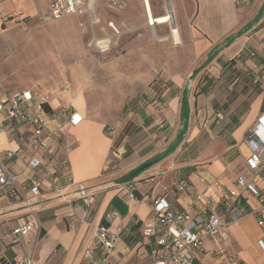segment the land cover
<instances>
[{
  "label": "crops",
  "instance_id": "1",
  "mask_svg": "<svg viewBox=\"0 0 264 264\" xmlns=\"http://www.w3.org/2000/svg\"><path fill=\"white\" fill-rule=\"evenodd\" d=\"M6 1L8 0H0V89L10 92L24 89L44 90L41 92L47 95V105L50 109H58L67 104L72 111L80 115L81 120L78 124L70 126L58 138L59 145L56 146L58 163L55 159L51 161L57 174L43 180L42 192L39 195L33 192L31 183L33 177H39L34 175L27 165L28 159L33 155L31 146L25 143L24 138L16 137L11 131L0 133V163L16 176V185L20 191L19 194L9 195L0 191V264H20L16 262L19 258H31L32 264H83L86 250L94 246L95 228L102 222L104 214L110 210L118 213L109 224L110 229L117 234L118 240L112 252L105 260H100L99 264H137L138 250L142 254L141 257H144L145 252L151 264V248L145 242L142 229L151 216L152 199L161 193L162 184L172 185L189 178L198 190H204L205 186L199 181L200 177L215 178L229 185L238 174L248 173L245 159L250 155V149L246 145L245 137L258 115L264 112V91L257 99L258 103L256 100L242 118L240 117L239 124L231 129L229 143L221 146V150L218 146L201 147L198 155L184 164L180 162V154L189 146L179 145L183 141L187 143L192 141L201 129L204 131L208 129L207 115H210L214 98H220L218 91L214 90L210 93H197L201 76L197 73L192 77L194 70L202 67L200 71L209 72L212 77H219L222 63L235 59L236 67L249 69L257 75L261 71L264 72V12L259 15L264 7V0H174L175 4L171 2L172 21L155 25L149 23L146 12L147 23L154 27L152 36L148 30L146 32V37L150 36L151 45H154L152 37H156L161 41L167 43L173 41L176 45L181 44L188 48L193 56L189 69L192 73L187 74L189 72L187 69L172 71L164 67L161 79L166 89L162 106H166L165 119L176 126L174 142L168 140L167 146H157L156 149L153 146H146L147 144L140 146L137 143L128 147L122 144L125 153L129 150L130 155L136 159L134 164L136 168L172 147L169 145L179 140L180 142L169 155L126 184L116 183L118 178H115L113 164L118 158L112 151L116 136L122 132L126 121L130 120L143 129L155 125V121L150 125L146 123L150 118H154V112L150 105L144 104L142 97L144 93L147 96L155 93L150 87L154 68L148 71L145 64L150 59L148 52L150 43L146 48L144 46L145 51L130 47V51L125 53L124 61L128 59L125 72L122 63L117 59L108 62H95L91 59L90 63L84 64L82 68L79 67L80 64L72 61L66 75L70 88L67 91L59 89L60 78L51 74V68L58 60V57L55 59L53 56L61 53L63 57L67 54L69 61L75 59V40L71 37L76 33L70 31L75 28V21L80 20L84 24L81 18H85L89 25L100 21L96 17V0H91L89 13L54 20H62L58 24L63 28L70 26V30L64 29L59 34L60 38L63 36L66 38L64 46H53L55 50L52 48L50 53L42 54L46 61H49L44 68L47 75L43 81L11 88L8 83L10 73H6L4 66L11 56L5 53L2 43L8 42L4 32H7L11 23L15 21L11 18L15 13L3 5ZM48 2L49 0L41 11L34 8L18 14L25 17L41 15L42 18L48 10ZM111 21L120 30L119 34L114 33L108 25ZM166 24L170 25L171 31L160 37L155 29L157 26L166 29ZM104 28L111 33L107 32L96 41L104 40L108 47L103 53L93 45L95 49L94 52H90V56L95 54L107 56L113 50L116 38L125 32L122 24L114 20H107ZM238 32L242 34L228 47L222 48L208 63L209 53L230 35ZM33 37L34 35L30 39ZM50 37L51 41L60 39L54 34H50ZM56 43L59 44L58 40ZM167 43L164 44L167 46ZM28 47L32 49L26 50L28 58L23 61L33 62L37 57L29 58V53H33L34 47ZM140 51L145 57L140 58ZM59 59L62 61V57ZM80 70L82 74L79 73ZM131 70L135 73L131 74ZM127 95L130 96L128 100L134 99V102L130 105L127 100L130 111L122 118L120 114ZM184 96L188 100L187 111L182 107ZM113 104L118 105L116 106L118 115L112 112L115 107ZM135 105L139 108L132 109ZM187 132L188 138L185 140L183 136ZM20 141L23 146L20 145ZM8 152H12V156L8 157ZM62 159H66V163L59 162ZM56 178H59L57 182ZM69 180L83 184L92 194L90 206L77 199L76 186H66ZM54 183L64 186L61 193L55 191ZM126 190H132L135 198H129ZM173 201L180 207L185 205L175 198ZM32 219L34 225L30 236L19 243H12L10 234L13 229ZM138 222L141 223L139 229L134 227ZM39 231V239L34 241ZM138 232L141 235L137 242L128 241L123 235H135ZM261 239H264V227L258 225L254 215L246 214L229 225L225 240L206 237L203 246L197 251V264H219L222 252L244 264H264V249L259 243Z\"/></svg>",
  "mask_w": 264,
  "mask_h": 264
},
{
  "label": "built area",
  "instance_id": "2",
  "mask_svg": "<svg viewBox=\"0 0 264 264\" xmlns=\"http://www.w3.org/2000/svg\"><path fill=\"white\" fill-rule=\"evenodd\" d=\"M91 0H49L48 10L42 20L51 22L69 15L80 16L89 13ZM95 1V0H93ZM110 7H122L119 0H111ZM17 15L11 18L16 20ZM24 18H22L23 20ZM108 25L114 33L120 30L114 22ZM90 44L105 52L108 45L104 40H95ZM264 83V72L259 73ZM48 98L39 90L24 89L6 91L0 89V133L11 131L16 137L24 138L31 146L33 155L27 165L34 175L32 190L37 195L42 192V182L49 176L57 174L51 165L55 159L59 145V137L72 125L80 122L81 117L70 106L59 110L47 109ZM217 127L226 125L227 116L221 111L216 113ZM112 131V130H111ZM245 142L250 149V155L245 159L246 174H238L227 185L220 180L200 177L205 186L198 190L189 179H182L175 184H162V191L152 199L151 216L144 223L142 234L146 244L151 248V264H197V251L203 246L206 237H217L225 240L229 225L246 214L256 217L260 227H264V112L258 115L253 126L247 132ZM20 145L23 146L20 141ZM113 155L120 158L125 153L123 145L113 147ZM8 152L7 156H12ZM66 163V159L59 160ZM58 163V162H57ZM59 178H56V182ZM55 191L61 193L64 186L54 183ZM76 186L77 199L86 206L91 204V196L83 184L69 180L66 186ZM0 191L5 194H19L16 176L11 174L0 163ZM129 198H135L132 190H126ZM184 203L175 205L173 199ZM118 216L110 210L104 214L103 222L96 226L94 238L96 244L89 247L85 253L86 264H99L100 260L112 252L118 236L110 229L109 224ZM34 221L28 220L24 225L14 228L10 234L12 243H19L31 234ZM40 231L34 238L37 241ZM264 249V239L259 241ZM101 254L98 253L99 249ZM219 264H244L235 257L221 253ZM17 263L32 264L31 258H19Z\"/></svg>",
  "mask_w": 264,
  "mask_h": 264
},
{
  "label": "rangeland",
  "instance_id": "3",
  "mask_svg": "<svg viewBox=\"0 0 264 264\" xmlns=\"http://www.w3.org/2000/svg\"><path fill=\"white\" fill-rule=\"evenodd\" d=\"M150 1L154 15H161L168 11L169 7L165 5L166 0ZM170 1L175 4L174 0ZM110 2L111 0H96V17L100 19L99 23L89 25L88 22H85V18H81V21H84V24H82L80 20H76L75 28L72 30L69 29L70 26L64 28L61 27L58 23L62 20L46 23L42 20L41 15L25 17L22 14H18L21 12L26 13L34 8L41 11L46 7L47 0H8L4 2L3 5L12 9L11 11H13V14L15 13L14 15H17V19L11 23V27L7 29V32H4V37L8 39V42L6 41L2 43L5 53L10 54L9 56H11V58H8V61L4 65L5 70L7 71L6 73H10L8 77V83L11 85L10 87H24L34 81H43L47 75V71H44V68L49 64V61H46V57L42 54L50 53V51H52L51 49H54L53 46H64L63 42L66 38L65 36L60 38L61 36L59 35L64 29H68L71 32L75 31L74 33H76L71 37L75 40L74 48L76 54L74 56L75 59L71 61H69L65 52L64 54H66V56L64 55V57L60 55L61 53H59L58 56H53L55 59L58 57V60L55 61L54 66H52L51 74L60 78L62 83H59V89L67 91L70 88L66 75L69 73L67 69L72 61L76 62L75 64H80L79 67L82 68L84 64L90 63L91 59L95 62H108L112 59H117V61L122 63L125 72V65L128 62V59L124 61L126 56L125 53L130 51V47H136L141 51H145L146 45L151 41L150 36L153 35L154 27L147 23V14L143 0H119L122 7L118 9L110 7ZM176 12L177 11H175V14L177 16ZM22 18L24 19L22 20ZM107 20H114L117 23H121L122 29L125 30V32L116 38L114 48L107 56L100 54L90 56V52H94L93 49H95L90 43L103 37L107 32L111 33V31L109 32L107 28H104V26L106 27ZM166 26V29H160V26H157L155 29L156 34L160 37L167 35V33L171 31V27L169 24H166ZM147 30L150 35L149 38L146 37ZM50 34H54L56 38H60L57 39L59 44L56 43L57 40L51 41ZM33 35L34 37L31 40L30 38ZM25 37L27 38L23 39ZM152 39L154 45H151L150 43L148 47L150 59L145 63L148 71L154 68L152 71L153 79L150 82V87L154 86V83L158 80H162L161 75L164 67H167L172 71H184L187 69V71H189L187 74L192 73L189 69L191 67L190 63L193 56L188 48L183 47L181 44L176 45L173 41H168L167 43L166 41H161L156 37H152ZM164 43H167L169 48ZM28 46L34 47L32 51L33 53H29V58L37 57V59H34L33 62L23 61L28 58L26 50L32 49ZM141 51L139 52L140 58L145 57V54L142 55ZM47 57L50 59L49 55H47ZM60 57H62L63 62L59 59ZM20 62L23 63L20 64ZM224 68V71L221 70L222 72L219 77H211L213 79H219L220 81H213L207 91V93H210L213 90L218 91L220 96L219 99L214 98L215 100L213 101L210 115H207L209 118L207 125L208 129L205 131L201 129L197 137H195L192 141L189 143L183 141L179 145L189 146L187 150L180 154V162L184 163L190 161V159H192L195 155H198L201 147L218 146V149L221 150V146H226L227 143H229L230 132L234 125V117L238 116L239 118H242V115L250 109L251 105L254 104L260 96H262L264 83H261L259 74L257 75L249 69L245 70L244 68L234 67V63L231 61H228ZM130 72L131 74L135 73L134 70H131ZM79 73L82 74V71L80 70ZM40 74H43L44 77ZM198 74H200L203 78L207 77V79L210 76V73L206 71H199ZM159 88L163 91L162 86ZM102 91H104V89H102ZM128 98H130V96L127 95L124 100L125 104L120 114L122 118L130 111L127 105ZM143 99L145 101L144 104L150 105L153 109H151L152 112H154V118H150L146 123L147 125H150L152 121H155V125H150L148 129H143L142 127H137L132 121L128 120L125 122L122 132L120 134L118 133L119 135L116 136L115 145L118 146L125 144V146L128 147L135 146L138 143L140 146L147 144L146 146H153V148L156 149L157 146H167L168 140H170V142H174L173 140H175L174 133L176 126L173 122L169 123L164 117V108L166 106H162L164 105L163 96L158 95V93L155 92L152 96L145 95ZM128 102H131V100H128ZM65 105L69 106L67 104H63L56 110H59ZM113 106H115L112 110L113 114L118 115V107H116L118 105L113 104ZM135 107L136 109L139 108V106L135 105L132 109H135ZM70 108L71 107H69V109ZM218 111L223 112L228 118L226 125L222 128L217 127L216 113ZM188 133L189 132L183 136L185 137V140L188 138ZM135 163L136 159L130 155L128 150L121 158L114 161L113 170L116 172L115 178H120L134 170ZM152 165H154V163ZM143 172L141 174H143ZM94 244H96L95 238ZM96 250H98V253L101 254L100 248ZM143 254L144 257H141L142 254H140L139 250L136 253L137 264H150L148 256L145 255V252H143ZM83 264H86V260L83 261Z\"/></svg>",
  "mask_w": 264,
  "mask_h": 264
},
{
  "label": "trees",
  "instance_id": "4",
  "mask_svg": "<svg viewBox=\"0 0 264 264\" xmlns=\"http://www.w3.org/2000/svg\"><path fill=\"white\" fill-rule=\"evenodd\" d=\"M264 12V7L260 10L259 12V15L263 14ZM242 34V32H238L236 34H233V35H230L228 38H226V40L220 44V45H217L216 48H214L210 53H209V56H208V63L214 58L216 57V55L219 53V51L224 48V47H228L236 37L240 36ZM250 55V54H249ZM228 61H231L232 63H234V67L236 62H235V59H231V60H228ZM228 61H225L223 62L222 64V70L224 71V67L226 66V64L228 63ZM202 69V67L200 68H197L196 70H194L193 74H192V77H195V75ZM222 72V71H221ZM212 76H209L208 79L207 77L206 78H203L201 77L200 78V81L198 83V92L197 93H205L209 90V86L214 82H219L220 80L219 79H213L211 78ZM261 81V80H260ZM262 83V81H261ZM263 84V83H262ZM159 85V86H158ZM160 86H162L163 88V91L160 90ZM151 88L156 92L158 93V95H161L163 96L164 95V91L166 89V85L162 82V80H158L156 83H154V86H151ZM161 92V93H160ZM142 97H145V95H143ZM132 102H134V99L131 100V102H128V104H132ZM217 105V103H216ZM47 109H50L49 106L46 104L45 105ZM182 107H183V110L184 111H187V108H188V100H187V97L184 96L183 98V102H182ZM239 121H240V118L238 116H235L234 117V125L232 127L235 128L238 124H239ZM180 140L175 142L174 144H171L169 146H172L171 148H167L165 151L157 154L156 156H154L153 158L149 159L147 162H153V163H157L159 161H161L163 158H165L167 155H169L172 151H174V149L176 148V146L179 144ZM116 144V143H115ZM114 144V146H116ZM103 223H105L103 220H102ZM141 226V223L138 222L134 227L139 229ZM125 236V239L126 240H134V242H137L139 239L138 237L140 238V232H138L137 234L135 235H130V234H123ZM150 257L152 258V255L150 253Z\"/></svg>",
  "mask_w": 264,
  "mask_h": 264
},
{
  "label": "bare ground",
  "instance_id": "5",
  "mask_svg": "<svg viewBox=\"0 0 264 264\" xmlns=\"http://www.w3.org/2000/svg\"><path fill=\"white\" fill-rule=\"evenodd\" d=\"M143 3L145 5V8H146V12L148 14V17H149V23L152 24V25H155V24H162V23H168L170 21H172V7H171V1L170 0H166V5L169 7L168 8V11L165 13V14H162V15H158V16H155L152 12V7H151V3H150V0H143ZM173 27L176 31V28H175V24H173Z\"/></svg>",
  "mask_w": 264,
  "mask_h": 264
},
{
  "label": "water",
  "instance_id": "6",
  "mask_svg": "<svg viewBox=\"0 0 264 264\" xmlns=\"http://www.w3.org/2000/svg\"><path fill=\"white\" fill-rule=\"evenodd\" d=\"M152 164H153V162H145L144 164L138 166L137 168H135L131 172H129V173L123 175L122 177L118 178L116 180L117 184H124V183H128V182L132 181L138 175H140L145 169L150 167Z\"/></svg>",
  "mask_w": 264,
  "mask_h": 264
}]
</instances>
